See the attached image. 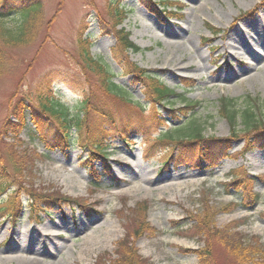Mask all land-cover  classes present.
I'll return each instance as SVG.
<instances>
[{
  "label": "rangeland",
  "instance_id": "1",
  "mask_svg": "<svg viewBox=\"0 0 264 264\" xmlns=\"http://www.w3.org/2000/svg\"><path fill=\"white\" fill-rule=\"evenodd\" d=\"M43 2L47 21L53 19L49 38L9 50L16 64L0 78V129L8 117L11 97L17 94L16 100L20 95L34 96L40 83L47 79L65 111L68 106L67 113L77 110L88 79L98 89V80L89 76L90 72L84 75L78 60V38L86 28L84 35L88 34L93 43L92 55L106 62L115 72V81L129 89L134 103L131 108L137 105L131 110L116 103L113 96L95 98L120 116L118 126L124 120L132 125L154 124L150 119L152 102L145 97L143 86L133 81V75L122 71L126 55L186 98L202 101L197 114L199 122L215 123L213 128L207 126L204 130L206 137L231 134L228 122L218 113L221 97L238 98L241 104L257 98L264 119V43L260 41L264 35V0H168L156 3L158 6L149 0H123L128 10L123 26L142 50L123 52L121 58L114 49L117 38L107 33L113 24L108 17L110 0ZM210 26L220 29L217 35ZM187 79L196 81V86L184 88ZM183 104L177 101L174 108ZM158 107L166 123L168 120L176 124L162 104ZM48 127L55 129L52 123ZM238 129L243 130L241 122ZM111 133L117 135L113 129ZM7 143L34 155L30 166L36 186L57 188L69 197L84 196L86 206L93 205L94 209L64 202L62 210L55 207L48 214H41L43 221L37 223L30 216L29 196L21 192L22 210L17 212V217L0 219V264H21L28 260L34 264H95L98 255L113 253L117 240L125 237V220L119 213L123 199L129 206L144 200L151 202L148 221L157 234L143 236L136 242L140 254L149 258L150 264H198L199 255L184 249L193 251L205 243L180 231L195 223L191 214L201 212L203 193L218 207L243 199L241 192L225 184L232 178L234 169L240 167L255 177L253 191L261 198L251 207L238 206L219 213L216 224L224 228L239 222L233 231L260 237L264 243V141L245 157L224 159L216 168H208L205 163L201 168L182 163L162 170V155L173 148L172 144L155 151L154 158L147 160L143 157L146 148L143 136L134 138L130 148L121 138L113 137L109 140L108 171L95 178L82 160V149L76 144L64 150L48 149L29 118L18 138L0 134V158L5 159L9 168ZM229 143V154H234L244 148L245 140L241 136ZM96 168L99 174L105 172L102 162H97ZM15 188L21 190L19 184ZM10 194L8 191L2 198ZM214 253L217 264H225L217 249Z\"/></svg>",
  "mask_w": 264,
  "mask_h": 264
},
{
  "label": "trees",
  "instance_id": "2",
  "mask_svg": "<svg viewBox=\"0 0 264 264\" xmlns=\"http://www.w3.org/2000/svg\"><path fill=\"white\" fill-rule=\"evenodd\" d=\"M165 0H160L164 3ZM151 3V0H149ZM109 16L113 20L112 30L117 38V45L114 47L115 53L120 55L129 50L140 51L139 48L129 38L130 33L125 27L118 26L127 18L126 10L119 2H110ZM53 21H47V14L43 0H0V78H2L16 64L14 57L10 55L11 49H17L33 45L43 37L49 38L47 32ZM215 33L219 29L212 28ZM78 42V60L82 67V73L93 76L98 80L97 84L89 79L87 86L83 90V98L78 104L75 113H67L64 106L57 100L51 88L50 79L40 83L35 95L12 96L10 101V111L4 121L0 134H13L18 138L23 130L27 118L30 117L34 124L39 139L48 149L60 148L76 144L86 153V164H92V161L107 157V150L111 138H121L123 142H130L134 133H140L145 138L146 146L144 157L146 159L154 158L155 151L164 150L165 146L172 144L173 148L165 155H162L164 167L169 169L170 164L179 165L181 163H193L201 168L206 163L209 168L216 167L226 157H237L244 152L252 151L264 139V119L263 110L259 108L255 98L247 99L240 103L237 98L221 97L218 107L220 118L228 121L231 129V135L218 138L214 135L205 137L203 130L207 126H214V122L205 121L200 123L197 117L200 100H191L183 94L178 93L166 83H164L156 73L138 67L134 62L129 61V57L124 58L125 63L122 71L126 74H133V81L141 83L145 97H148L151 104L150 118L155 126L161 125L160 114L156 112L155 104L162 103L167 108L168 113L172 114L177 120L176 125L167 124L165 129H161L156 137H151L150 126L133 128L125 120L119 125L120 116L114 109H106L101 103H97L95 98L102 97L115 98V102L120 106L131 108L134 103L130 98L132 95L129 89L123 84L115 82V72L104 61L96 59L90 50L92 41L88 36L81 35ZM128 61V62H127ZM193 80L185 81V87H193ZM97 89V91H95ZM181 97L185 105L177 109L174 108L176 99ZM155 102V104H153ZM164 102V103H163ZM136 103L141 104L139 101ZM140 106V105H139ZM141 107V106H140ZM143 110L142 108H140ZM243 124V130L238 129L239 123ZM56 125L55 130L46 129L47 124ZM154 126V127H155ZM75 129L74 132L71 130ZM115 130L116 136L111 133ZM114 132V131H113ZM244 132V135L242 133ZM243 136L246 145L240 153L234 155L228 154L231 141ZM10 146L9 168L6 167V161L0 158L1 179L0 196L10 187L16 186V182L21 186V190L14 189L7 198L0 199V217H16L20 210V203L17 201L20 191L30 194L35 207L47 211V209L62 205L66 197L59 190H48L42 186H36L35 183L27 178L33 175V169L30 165L33 163L34 155L27 149L20 151L15 144L7 143ZM222 147L224 149H222ZM9 149V148H8ZM222 149V150H220ZM232 178L225 182L226 187L234 188L242 192V201L229 202L225 206H213L209 198L203 193L201 212L196 214L192 211L191 218L195 223L187 228H182L180 232L189 237L198 236L205 242L202 248L194 251L184 249L185 252L199 254L198 264H217L214 251L221 254L225 264H264V243L260 237H247L242 231H233L235 226L227 225L219 228L216 225V216L225 211L234 210L237 206L245 208L258 203L259 194L254 193L255 177L247 174L243 168L234 169L231 173ZM95 175V174H94ZM39 198L41 201H36ZM79 202V199H76ZM125 205V204H124ZM47 207V209H46ZM149 201H139L134 208H125L121 211L125 220V237L116 243L115 257L109 252L99 255L96 264H150L148 258L139 253L136 241L145 235H155L156 228L148 223ZM37 222L42 220L36 217Z\"/></svg>",
  "mask_w": 264,
  "mask_h": 264
},
{
  "label": "bare ground",
  "instance_id": "3",
  "mask_svg": "<svg viewBox=\"0 0 264 264\" xmlns=\"http://www.w3.org/2000/svg\"><path fill=\"white\" fill-rule=\"evenodd\" d=\"M260 41L262 42V43H264V35L262 34L261 35V37H260ZM186 67H190L189 65H186ZM175 69V68H174ZM176 72H177V68H176ZM27 250H33V252H39V250H37V249H35V248H27ZM26 259V258H25ZM25 259H23V260H25ZM21 264H34V261H30V260H28V261H24V262H22Z\"/></svg>",
  "mask_w": 264,
  "mask_h": 264
}]
</instances>
